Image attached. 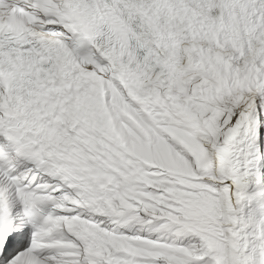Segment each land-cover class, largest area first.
I'll return each mask as SVG.
<instances>
[{
    "label": "snow or ice",
    "instance_id": "snow-or-ice-1",
    "mask_svg": "<svg viewBox=\"0 0 264 264\" xmlns=\"http://www.w3.org/2000/svg\"><path fill=\"white\" fill-rule=\"evenodd\" d=\"M0 264H264V0H0Z\"/></svg>",
    "mask_w": 264,
    "mask_h": 264
}]
</instances>
